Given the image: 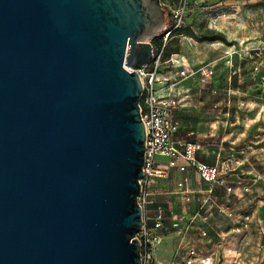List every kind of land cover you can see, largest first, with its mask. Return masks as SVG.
<instances>
[{
    "label": "water",
    "instance_id": "95a60500",
    "mask_svg": "<svg viewBox=\"0 0 264 264\" xmlns=\"http://www.w3.org/2000/svg\"><path fill=\"white\" fill-rule=\"evenodd\" d=\"M160 0H0V264H141L140 69ZM167 14V13H166Z\"/></svg>",
    "mask_w": 264,
    "mask_h": 264
},
{
    "label": "rangeland",
    "instance_id": "374dc122",
    "mask_svg": "<svg viewBox=\"0 0 264 264\" xmlns=\"http://www.w3.org/2000/svg\"><path fill=\"white\" fill-rule=\"evenodd\" d=\"M179 1L161 0L169 17L167 30L172 21L171 11ZM190 1L187 24L195 33L188 29L183 36L173 32L164 53L166 58L179 55L174 59L192 69L210 65L215 76L209 80H197L194 76L177 80L173 98L178 101L181 94L189 97L184 103L186 108H181L184 104L180 102L171 112L173 120L179 124V133L174 137L198 144V157H218L220 162H226L224 168L228 175L232 162L245 161L250 174L229 179L236 193L213 186V208L203 210V217L209 218L213 211L212 264H264V221H247L244 212L248 209L238 200L240 196H252L256 184H263L264 195V181L256 178L259 174L264 176V0ZM201 29L206 37L218 40H201L204 35ZM246 48L263 51L259 72L250 69L255 59H238V55L233 59L241 71L229 72L225 54L242 55ZM193 175L191 172V179ZM181 177V173L173 172L153 183L154 201L166 204L167 208L165 239L156 250L155 264H185L186 253L192 246L201 250L204 257L211 249L205 238L193 229L198 226L197 221L189 220L199 209L198 204L194 199L185 203L177 198V182ZM191 186L193 190L207 188L197 181ZM234 209L237 215L228 217L227 212ZM188 227L192 228L188 230Z\"/></svg>",
    "mask_w": 264,
    "mask_h": 264
},
{
    "label": "built area",
    "instance_id": "2783aa9c",
    "mask_svg": "<svg viewBox=\"0 0 264 264\" xmlns=\"http://www.w3.org/2000/svg\"><path fill=\"white\" fill-rule=\"evenodd\" d=\"M191 13V1L180 0L179 5L171 11L172 29H168L160 44L150 43L154 54V59L147 66L134 70L127 68L129 72H136L141 78L142 93L140 97V113L145 124L146 143H145V163L143 167V178L140 180V196L138 204L142 210V226L136 239L141 246V264H155L156 250L163 244L165 239L163 230L166 227L167 208L163 204H156L153 200L152 185L155 180L168 176L173 171L186 173L192 168L203 183L211 186L227 188L232 192V187L228 184L229 175L227 168L217 165H207L196 160L198 147L192 142L180 143L174 140V135L179 129L178 122L174 121L171 112L180 103L173 98L177 80L182 81L190 77L209 80L215 76L214 70L207 66H200L196 69L186 67L174 59L175 55L166 58L164 50L168 45L169 37L173 32L193 30L187 24L188 16ZM194 31V30H193ZM183 36V33L181 34ZM154 37V38H156ZM252 52V55L250 54ZM227 68L238 72L236 61L239 59H255L254 70L259 71L262 67L263 51L261 49L246 48L242 54L226 53ZM235 55V57H234ZM234 58V59H233ZM258 181H264L263 175H258ZM210 196L213 193L211 189ZM176 194L185 203L192 200V192L189 187V178L183 177L178 183ZM211 201L206 198L202 205ZM228 217H234L233 211L227 212ZM247 221L248 217L245 218ZM206 230L201 232L202 237H207ZM198 258V252L194 248H189L186 253L185 264H194ZM210 264V262H201Z\"/></svg>",
    "mask_w": 264,
    "mask_h": 264
},
{
    "label": "crops",
    "instance_id": "0c3cea01",
    "mask_svg": "<svg viewBox=\"0 0 264 264\" xmlns=\"http://www.w3.org/2000/svg\"><path fill=\"white\" fill-rule=\"evenodd\" d=\"M175 56L179 57V55H175ZM254 64L255 63H253V65ZM226 67H227V65H226ZM253 67L250 68V69L254 70ZM227 70L229 72H231V73H234V72L230 71L228 68H227ZM244 70H246V67L244 68ZM240 71L241 70L238 68V72L237 73H239ZM258 72L259 71H255L254 70V73H258ZM188 97L189 96L187 94L186 95L185 94H181V97L179 98V100H181V104H184ZM181 108H183V109L186 108V104L181 105ZM178 133H179V129H178L176 134H178ZM174 140L176 142H180V143L192 142V141H187V140L182 139V138L175 139V137H174ZM192 143H194V142H192ZM194 144H196V143H194ZM196 145L198 147L197 154H196V160L198 162L203 163V164H207V165H217V166L222 167V168L225 167L226 162H220L218 157L217 158H215V157H198L200 146L198 144H196ZM231 164H232V168L229 169V173H231V174H229V179L231 177H233V176L237 177L239 175L243 176L245 174H250L249 171H248V168L245 166V161H237L236 163L232 162ZM173 172H178V171H173ZM173 172H171V173H173ZM191 172L194 173V175L192 176V179H191ZM185 176H187L189 178V187H190V190L192 192V199H194L195 200L194 203L198 204L197 206H199V209L194 214H192L193 216L189 220H192V221L196 220L197 221L198 226L196 228H193V229H196L200 234H201V232L203 230L207 231V233H208L207 237H203V238H205V243L209 244L210 248H211L210 252H209L210 256L207 254L206 257L201 256V254L203 252L201 250H197L196 249L197 252H198V258L194 261V264L197 261L207 262V260H208V262H210V264H212L213 255H211V254H213V226H215V222L213 221V218H211L213 216V211L211 212L212 214H211V216L209 218H204L203 217V214H204L203 210H205L207 208H210V207L213 208V198H214L213 197V193H212L211 196L209 195L210 194L209 193L210 190L211 189L213 190V186L208 185L206 183H203L200 180L199 176L196 174V172L192 168H189L186 173L182 174V177L178 180V182ZM229 179H228V184H229V186H231V183L229 182ZM193 181L194 182L197 181L198 184H206L207 188L206 189H199V190L198 189H194L193 190L192 186H191ZM216 187L217 188H221L224 191H227L226 190L227 188H225V187H220V186H216ZM253 187H254V192L255 193L252 196H248V197L247 196L246 197L240 196V198H238V200H239V204L240 205H243L246 209H248V211L246 210L244 212V214H245L244 217L245 218L246 217L249 218L248 221H250V222H254L255 221V222H258V223H262V221H264V195H262V191H261L262 187H263V184H260V185L256 184V185H253ZM243 188H245V187H243ZM232 189H233L232 190L233 193H236L237 189L233 188V187H232ZM152 192H153V200H155V198H154L155 193H154V190H153V185H152ZM216 193H215V195H216ZM193 194H195V196H193ZM209 197H210L211 201L203 206L202 205L203 201L206 198H209ZM177 198H179L178 195H177ZM154 202L156 204H164V203H159V202H156V201H154ZM227 207L230 209L229 205ZM233 212H234V217H235L237 215L236 210L234 209ZM191 228L192 227H188V230L191 229ZM190 248H193V246L190 247Z\"/></svg>",
    "mask_w": 264,
    "mask_h": 264
},
{
    "label": "trees",
    "instance_id": "16d2710c",
    "mask_svg": "<svg viewBox=\"0 0 264 264\" xmlns=\"http://www.w3.org/2000/svg\"><path fill=\"white\" fill-rule=\"evenodd\" d=\"M164 15H165V20H164V21L166 22V21L168 20V15L166 14V11H164ZM172 27H173V23H172V21H171V22H170V29H172ZM188 31H190L191 33H195V32H194L193 30H191V29H188ZM166 32H167V31H166ZM166 32L162 34V37H164V35L166 34ZM183 32H184V31H180V34H182ZM201 33L204 34V31H202V29H201ZM162 37H156L155 42H157L158 44H160ZM170 38H171V36L169 37V39H170ZM201 40H203V41H210V42H213V41L218 40V38H214V39H213V37H206V35L204 34ZM171 54H175V52H171ZM171 56H172V55H171Z\"/></svg>",
    "mask_w": 264,
    "mask_h": 264
},
{
    "label": "flooded vegetation",
    "instance_id": "af4514ba",
    "mask_svg": "<svg viewBox=\"0 0 264 264\" xmlns=\"http://www.w3.org/2000/svg\"><path fill=\"white\" fill-rule=\"evenodd\" d=\"M160 2H161V0H160Z\"/></svg>",
    "mask_w": 264,
    "mask_h": 264
}]
</instances>
